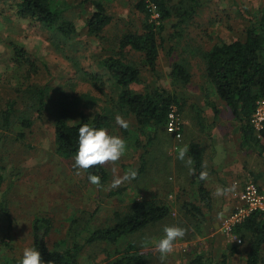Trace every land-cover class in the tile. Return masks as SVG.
Instances as JSON below:
<instances>
[{
	"label": "rangeland",
	"instance_id": "1",
	"mask_svg": "<svg viewBox=\"0 0 264 264\" xmlns=\"http://www.w3.org/2000/svg\"><path fill=\"white\" fill-rule=\"evenodd\" d=\"M93 1L101 2L112 17L99 36L90 34L86 27L94 12ZM139 1L53 0V9L63 10L65 18L77 26V34L70 39L18 18L13 10L3 12L0 6V264H17L23 249L33 247L32 225L37 217L50 218L54 223L46 239L50 249L64 250L73 242L84 244L94 230L112 226L116 212L126 213L132 202L143 199L167 203L171 215L116 245L86 246L79 264H112L130 246L147 255L148 264H190L197 256L207 264H246L248 241L235 232L240 224H230L237 209L244 208L236 194L247 183H255L264 194V156L260 148L243 145L231 111L205 77L201 52L222 41L243 40L250 24L248 16H261L264 0H200L202 6L189 23L174 28L176 18L164 22L156 73L142 54L119 47L125 33L142 30L144 15L135 8ZM14 44L25 48L36 67L15 64ZM110 57L139 68L143 84L132 86V90L143 93L146 86L162 87L180 100L181 110L176 108L182 128L194 127V141L207 158L204 169L208 173L210 209L198 193L196 172L190 173L177 159L178 149L188 136L179 141L167 126L159 131L151 128L146 136L141 134L135 117L118 106L121 88L104 64ZM182 59L192 75L188 85L171 77V65ZM42 91L44 106L39 104ZM14 103L6 123L4 112ZM212 104L220 111L216 119ZM80 114L90 120L99 114L109 116L110 133L127 142L119 161L103 165L108 173L104 184H90L85 170L77 174L74 158L56 152L58 118L75 124ZM117 114L128 122L127 129L116 124ZM23 119L30 125H23ZM210 121H214L212 128ZM212 131L214 138L205 140ZM261 144L264 146V138ZM215 162L223 172H216ZM129 169L138 171L136 179L113 188V180ZM233 185L235 188L226 195H214L217 188ZM231 199L238 200L237 204ZM186 203L201 208L203 221L185 212ZM74 220L76 233L70 229ZM165 226L183 227L186 234L162 262L156 243ZM262 260L264 264V246Z\"/></svg>",
	"mask_w": 264,
	"mask_h": 264
},
{
	"label": "trees",
	"instance_id": "2",
	"mask_svg": "<svg viewBox=\"0 0 264 264\" xmlns=\"http://www.w3.org/2000/svg\"><path fill=\"white\" fill-rule=\"evenodd\" d=\"M94 12L86 22L90 34L99 36L112 22L105 6L99 1L92 2ZM3 12L13 10V13L20 19L40 24L51 31L55 36L66 39L77 34L76 24L65 18L64 11L53 9V0H0ZM155 12L159 19H153ZM202 6L200 0H140L135 8L144 15L142 30L127 32L121 38L119 47L121 50L131 49L143 55L146 65L156 73L161 43L159 42L164 29L163 23L174 18L178 23L174 28L189 23L190 19L197 15L198 9ZM250 24L245 30L243 40H235L231 43L220 42L210 50L201 52L205 77L214 87L217 97L224 101L231 111L233 117L241 124V137L244 146L257 147L261 149L264 156V146L261 144L264 133L256 132L251 124L252 117L257 109V103L264 100V13L259 17L249 15ZM160 21V25L157 22ZM14 62L19 67H36L32 57L28 55L24 47L12 45ZM106 69L114 76L116 84L121 88L118 106L123 111L135 117L137 125L143 136L147 131L154 128L155 131L165 129L167 118L173 107H180V100L176 95L162 87L150 88L136 92L132 86L141 85V72L136 66L125 62L121 58L110 57L105 61ZM171 77L183 85L191 82L192 75L186 65L185 59L176 61L171 65ZM39 104L44 106L45 92L42 91ZM210 104V103H209ZM4 112V121L9 123L11 117L10 109ZM217 116L219 109L215 104L211 105ZM41 109H39L40 112ZM23 125L29 126L28 119H23ZM90 123L97 127L110 128L112 120L107 115H96L92 120L80 114V120L70 124L65 118H58L55 124L56 152L67 159L74 158L78 149V129L83 123ZM194 169L198 177V193L203 203L209 209L212 207L210 195L204 185V180L199 176L202 171V158L197 145L191 147ZM144 163L141 171L144 170ZM87 174L92 173L100 176L101 183L108 180V173L104 166H94L85 170ZM264 179V175L262 176ZM3 177L0 170V189ZM185 212L196 219L203 221L201 208L186 203ZM95 213L91 214L93 218ZM171 215V207L158 199H143L134 201L128 207L126 213H115L112 226L98 228L85 239L84 244L74 243L64 250L50 249L47 244V237L53 229L54 223L50 218L37 217L33 221V247L41 252L43 264H79V258L86 246L99 243L116 245L122 239L141 232L142 230L156 225L168 219ZM90 218V219H91ZM201 221V222H202ZM71 232L76 233L77 221L71 225ZM242 239L247 240L249 250L247 252L246 264H262V250L264 246V212L252 213L242 224L235 229ZM112 264H148V256L130 246L128 250L121 253ZM190 264H207L202 256H197Z\"/></svg>",
	"mask_w": 264,
	"mask_h": 264
},
{
	"label": "clouds",
	"instance_id": "3",
	"mask_svg": "<svg viewBox=\"0 0 264 264\" xmlns=\"http://www.w3.org/2000/svg\"><path fill=\"white\" fill-rule=\"evenodd\" d=\"M115 122L121 128L127 129L128 122L122 115L115 116ZM176 138H179L178 136ZM127 142L120 136L113 135L106 127H97L92 124L83 123L78 129V149L74 154V168L77 174L80 170H89L94 166H102L108 163L119 161L126 153ZM190 149L184 145L178 149L177 159L184 162L189 167L190 173L195 169L190 167L193 164L191 156L188 155ZM138 171L129 169L122 177H117L112 182V187H119L125 181L135 180ZM88 181L93 185H100L101 178L98 175L89 173ZM208 173L201 171L199 179L206 180ZM232 188H217L215 196L220 197L232 191ZM164 235L156 243V250L160 253V259L163 262L165 256L174 251L175 242L186 234V229L179 226H165ZM17 264H43L41 252L35 247H25L22 256L18 259Z\"/></svg>",
	"mask_w": 264,
	"mask_h": 264
},
{
	"label": "built area",
	"instance_id": "4",
	"mask_svg": "<svg viewBox=\"0 0 264 264\" xmlns=\"http://www.w3.org/2000/svg\"><path fill=\"white\" fill-rule=\"evenodd\" d=\"M155 9L156 7L153 6V16L157 14L158 17L159 14L155 12ZM251 124L259 134V137L262 138L260 133H264V100L257 103V109L252 117ZM167 130L175 138L178 136L179 138H176L177 140H182L183 128L176 107H173L168 114ZM236 196L244 203V208L237 209L230 226L243 223L256 211L264 212V194L255 183H247L242 192L236 194Z\"/></svg>",
	"mask_w": 264,
	"mask_h": 264
},
{
	"label": "crops",
	"instance_id": "5",
	"mask_svg": "<svg viewBox=\"0 0 264 264\" xmlns=\"http://www.w3.org/2000/svg\"><path fill=\"white\" fill-rule=\"evenodd\" d=\"M213 111V110H212ZM213 113H214V111H213ZM220 116V112H219V114L216 116L215 115V113H214V118L216 119V118H218ZM234 118V117H233ZM233 121L234 122H236V124H237V128H238V130H239V133L242 135V133H241V124L234 118L233 119ZM188 124V123H187ZM213 124H214V121H210V123H209V126L212 128L213 127ZM194 132V127H188V126H186V127H184V130H183V133H184V136L183 137H186V135L188 136V138L185 140V143H184V145H188L189 146V149H190V151H189V153H188V155L189 156H191V158H192V155H191V147L192 146H194V145H197L198 146V148H199V151H200V154H201V158H202V171H205V169H204V167L206 166V164H207V158L205 157V154H204V151L202 150V148L198 145V143H195V141H194V139H196V135H193V134H195V133H193ZM197 136H199V138L201 137V129L200 128H198V132H197ZM205 137H206V139L205 140H208V139H212V138H214V133H213V131H212V136L211 137H207V135H205ZM228 164V163H227ZM230 164V163H229ZM228 164V165H229ZM216 165V166H215ZM215 167L217 168H215V170H216V172L217 173H221V172H223L222 171V169H221V166H220V163H216L215 162ZM191 167L193 168L194 167V162H193V164L191 165ZM225 172L227 171L226 169L224 170ZM229 172V171H228ZM214 173V172H213ZM196 185L197 186H199V181H198V177H197V180H196ZM204 185H205V188L207 189V191L209 192V190H210V188H208V186H207V183H206V180H204ZM219 187H221V186H219ZM222 188V187H221ZM210 195V194H209ZM211 197V196H210ZM232 198V197H231ZM212 199V198H211ZM232 201H233V203L234 204H237V201L238 200H236V199H231ZM236 200V201H235Z\"/></svg>",
	"mask_w": 264,
	"mask_h": 264
}]
</instances>
